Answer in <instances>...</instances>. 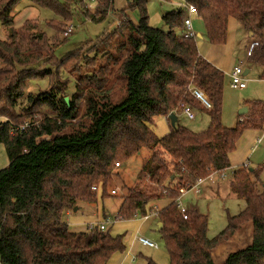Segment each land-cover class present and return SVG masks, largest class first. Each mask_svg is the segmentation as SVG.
<instances>
[{
  "label": "trees",
  "instance_id": "1",
  "mask_svg": "<svg viewBox=\"0 0 264 264\" xmlns=\"http://www.w3.org/2000/svg\"><path fill=\"white\" fill-rule=\"evenodd\" d=\"M23 1L62 17L63 21L50 24L57 41L38 32L30 20L14 28L13 14ZM100 1L93 12L86 0H0V21L8 29L7 39H0V118H6L0 121V144L9 158L0 171V264H107L116 252L124 253L127 246L122 237L98 226L72 231L64 217L79 203H97L100 192L103 199L109 196L116 164L143 152L146 157L138 181L122 196L118 220L156 212L171 264H264L262 169L234 172L232 190L245 207L229 216L226 229L215 238L208 237L206 215L188 210L185 219L178 208L182 190L231 168L230 155L246 130L264 129L262 101L251 104L249 116L236 128L223 126L225 74L200 55L197 40L177 33L184 27L185 10L163 16L169 29L165 31L150 26L149 0H133L122 14L137 9L138 22L130 17L120 30L94 45L88 64L83 58L77 60L82 70L87 68L76 85L85 83L89 89L84 94L85 86L81 88L85 123L73 125L81 112L80 98L74 94L67 103L61 88L30 95V106L21 114L16 112L27 83L43 67L66 70L77 59L78 51L57 58L58 38L78 12L92 22H103L116 0ZM184 2L198 10L212 45L226 43L230 18L242 23L256 42L250 59L264 68V0ZM98 57L104 62H98ZM119 83L122 90L117 94ZM190 85L204 92L211 110L189 93ZM181 104L208 113L210 127L194 132L178 121L169 134L159 137L154 119L174 113ZM45 107L52 116L40 114ZM95 186H100V192H93ZM162 200L168 205L148 209ZM247 224L253 228L251 243L218 262L214 250Z\"/></svg>",
  "mask_w": 264,
  "mask_h": 264
},
{
  "label": "rangeland",
  "instance_id": "2",
  "mask_svg": "<svg viewBox=\"0 0 264 264\" xmlns=\"http://www.w3.org/2000/svg\"><path fill=\"white\" fill-rule=\"evenodd\" d=\"M102 1V0H101ZM100 1V2H101ZM133 0H116L107 18L100 23L90 21L84 17L81 12L74 15L62 30L59 42L56 47V56L58 59H64L73 52L79 53L76 60L69 62L65 67L66 70H58L55 67H43L40 70L38 77L27 83L24 90V97L21 99L16 112L18 114L30 106L28 97L36 96L45 91H50L51 88L63 89L62 94L70 100L75 96L80 98L81 112L79 118L73 122V125L79 122H86L84 117L85 101L81 95V91L86 89L84 83L79 88L77 78L79 74L84 73L77 60H84L83 63L88 64L91 60L88 58L91 48L100 43L111 32L120 30L122 25L131 17L134 22H138L140 14L137 9L127 10L125 15L122 14L124 9H127ZM87 2V9L95 11L99 0L93 3ZM181 0H149L148 14L149 24L152 27L162 30H169L164 24L163 16L174 10H184ZM125 16V17H124ZM14 28L20 29L27 20L38 26V32H45L49 38H55L58 34L50 26L51 22H61L62 17L54 11L46 8L36 7L28 1H23L13 14ZM72 28V32L66 35L67 31ZM179 35L180 33L177 32ZM112 34V33H111ZM203 39L197 41L198 47L201 49L204 45H209V39L205 32ZM250 33L245 26L235 18H230L228 23V33L226 43L211 47L212 56L219 63V69L225 74V87L222 111V124L225 128H236L243 118L249 116V112L242 116L241 110L251 107V104L257 101L264 102V79H262L264 68L255 64L250 59V49L254 39L250 37ZM8 29L0 21V39L6 40ZM55 40V39H54ZM57 41V40H55ZM211 46V45H210ZM95 51V50H94ZM104 62L102 57H98V62ZM236 66H242L244 72L250 70L243 77L248 80L247 87L244 89H235L231 86L230 73ZM1 67V63H0ZM51 70V74L43 73V70ZM43 73V74H42ZM47 76L45 79H40ZM68 87L65 90V87ZM58 87H57V86ZM83 86L84 89H81ZM57 87V88H56ZM79 89V90H78ZM81 89V90H80ZM122 87L119 83L117 94H120ZM61 94V95H62ZM195 119L191 120L187 116L179 114V124L191 129L194 132H203L210 127L211 119L208 113L194 110ZM40 114L52 116L53 112L48 108L40 109ZM0 121H6V118H0ZM153 129L159 137H164L170 133L172 125L168 124L164 117H156L154 119ZM263 136V142L258 143L260 137ZM145 152L134 156L128 161L122 163L120 167H115L112 181L108 186V194L105 199L101 197L100 192L98 202L79 203L78 210L72 211L70 215H65L64 219L68 223L72 231H86L88 225L109 223L107 232L113 237H122L123 242L127 246L124 253L116 252L107 264H148L151 260L155 264H171L169 254L166 249L165 241L161 232L158 230V219L155 214L150 216V220L143 222L140 216L131 220H116L115 217L119 212L122 196L127 195L128 189L135 185L138 181V175L143 167ZM231 168L225 172V178H213L202 185V193L199 194L195 190L189 191L183 198L184 203L197 208V210L208 217V237L215 238L228 225L229 216H236L241 213L245 207L243 200L238 198L232 190L233 174L241 168L262 169L263 174L260 180V188L264 185V129L263 130H246L237 144L236 150L230 155ZM9 164V158L3 144H0V171L6 168ZM219 179V180H218ZM100 187V186H98ZM94 188V187H93ZM116 190L117 194H113ZM169 201L162 200L155 202L149 206L150 208H163L167 206ZM142 235L149 240L158 244V249L145 247L137 242L136 237ZM253 237V228L251 224H247L242 230L238 231L233 239L224 245L219 246L214 250L212 256L218 261L223 262L226 257L233 251L243 249L251 243Z\"/></svg>",
  "mask_w": 264,
  "mask_h": 264
},
{
  "label": "built area",
  "instance_id": "3",
  "mask_svg": "<svg viewBox=\"0 0 264 264\" xmlns=\"http://www.w3.org/2000/svg\"><path fill=\"white\" fill-rule=\"evenodd\" d=\"M90 3L95 2L96 0H89ZM183 2L184 6V10L186 12V18L184 21V27L182 28V30L179 31L180 36H182L184 39H194V40H200L199 39V35L197 33V31L194 28V16L198 15V10H196V8L192 5L187 4L186 2H184V0H181ZM72 32V28H70L66 35H68V33ZM256 45V42L252 43L251 49ZM243 75L245 76V72L242 68V66H236L234 68V70L230 73L231 76V86L235 89H244L247 87V82L248 80L245 79L243 77ZM189 93L199 102L202 103V105L204 106L205 109L207 110H211L212 109V104L209 102L208 98L205 96L204 92L201 91L200 89L196 88L195 86L190 85L188 88ZM195 109L190 106V105H186V104H181L180 109L176 110L174 113L179 115H185L187 116L189 119L194 120L195 119V114L193 113ZM166 122L168 124L171 123L170 120V115L164 117ZM263 142V136L259 138L258 143H262ZM117 167H120V164L117 163L116 164ZM225 173L219 174V173H212L208 179H213L215 177L217 178H225ZM218 179V180H219ZM205 182V179H199L198 182L192 187V189H190L189 191L195 190L197 193H201L202 192V185ZM94 191H98L99 188L98 187H94L93 188ZM188 190H182L181 194L182 196L180 197V199L178 200V208L180 209L182 215L184 216L185 219H188V210L182 205L181 202V198L187 193L189 192ZM113 194H117V191L114 190ZM148 217H146L145 219H147ZM115 221L118 220V215H116V217L114 218ZM109 223H115V222H105L102 224H91L88 225V229H94L95 227H99L101 231H107L108 229V224ZM137 241L142 244L143 246L149 247V248H153V249H158V244L149 240L148 238L142 236V235H138L136 237ZM132 264V263H130Z\"/></svg>",
  "mask_w": 264,
  "mask_h": 264
},
{
  "label": "crops",
  "instance_id": "4",
  "mask_svg": "<svg viewBox=\"0 0 264 264\" xmlns=\"http://www.w3.org/2000/svg\"><path fill=\"white\" fill-rule=\"evenodd\" d=\"M194 28L195 30L197 31L198 35H202L203 36V32H205L207 34V31H206V27H205V23H204V20L202 19V17L198 16V15H195L194 16ZM254 43V42H253ZM211 45V46H210ZM216 45H212V44H209V45H204L203 48H199V53L200 55L206 59L207 61H209L210 63H212L214 66H216L217 68H220L219 66V63L217 61H215V59H213L214 57L212 56V48L211 47H214ZM250 71V70H249ZM246 72V71H245ZM217 178V177H216ZM210 180V179H206L205 182L203 183V185L206 184V182ZM188 193V192H187ZM186 193V194H187ZM185 194V195H186ZM185 195L181 198V200H183V198L185 197ZM182 202V201H181ZM183 206L187 209V210H197V208L189 205L188 203H184L183 201ZM157 210H159L160 208H156ZM71 212H68L67 215H70ZM155 214V213H153ZM157 216V214H155ZM150 216L151 215H146V216H141V220L143 222H147L150 220ZM146 217H148L147 219H145ZM158 219V216L156 217ZM159 222V219L157 220ZM159 225V223H158ZM138 242V241H137ZM142 245V244H141ZM146 247V246H145ZM153 249V248H151Z\"/></svg>",
  "mask_w": 264,
  "mask_h": 264
},
{
  "label": "water",
  "instance_id": "5",
  "mask_svg": "<svg viewBox=\"0 0 264 264\" xmlns=\"http://www.w3.org/2000/svg\"><path fill=\"white\" fill-rule=\"evenodd\" d=\"M199 39H203V36H202L201 34L199 35ZM248 73H249V70H246V72H245V76H246ZM65 100H66L67 103H69V98H65ZM248 112H249L248 108H245V109L241 110L240 114H241L242 116H244V115H246ZM170 120H171V125H172V127H176V125H177V123H178V121H179L178 115L175 114V113H171V114H170ZM77 210H78V208H75V209H74V211H77ZM162 226H163L162 223H159V225H158L159 230L162 228Z\"/></svg>",
  "mask_w": 264,
  "mask_h": 264
}]
</instances>
